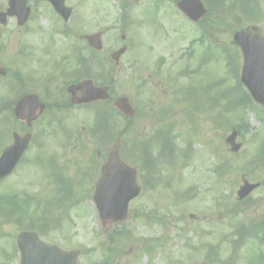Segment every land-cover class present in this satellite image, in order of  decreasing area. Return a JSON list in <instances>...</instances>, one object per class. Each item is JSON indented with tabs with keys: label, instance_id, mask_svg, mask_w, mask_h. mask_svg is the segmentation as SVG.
<instances>
[{
	"label": "rangeland",
	"instance_id": "374dc122",
	"mask_svg": "<svg viewBox=\"0 0 264 264\" xmlns=\"http://www.w3.org/2000/svg\"><path fill=\"white\" fill-rule=\"evenodd\" d=\"M157 1V6H153L152 3ZM6 4L7 0H0V10ZM28 5L31 17L26 26L18 27L15 18L0 26V64L7 69L9 76L16 71L21 75L34 72L40 75L49 70L57 71L52 62L65 56L64 68L72 73L76 63L71 45L81 46V57L87 67L84 75L110 86L114 110L111 117L112 141L101 149V160L105 159L116 136L121 140V157L135 166L136 140L146 144L165 128L166 123L170 125V122L177 121L175 115H188V112H182L181 107L177 110L172 85L166 80L186 65L189 69L195 66L193 60L182 54L191 50V41L199 31L184 21L175 3L167 0H65V5L73 9L67 23L55 15L45 0H28ZM256 8L258 10L253 12L257 16L254 18L245 16L248 12L240 10L233 13L214 8L209 10L202 21L209 32L204 43L228 45L227 49L235 52L230 42L232 35L246 25H255L264 36V0H258ZM124 14L127 20L122 22ZM63 26L71 28L70 35L62 36ZM97 31H103L101 51L90 49L83 38ZM122 45H126V53L115 64L110 54ZM19 49L24 56L18 58L16 52ZM200 50L201 47H196V61ZM41 63L45 65L41 67ZM222 71V62L212 60L200 68L196 78L194 75L192 82L200 83L202 89H211V92L207 89L205 99H197L196 106L200 112L194 114V128L190 130V125L184 120L175 128L170 137L178 152L173 155L170 166L158 164L162 183L155 189L142 187L139 196L129 204L127 219L121 223L104 227L99 223L96 210L89 202L95 182L77 192L78 198L86 199L87 203L67 211L68 219L61 217L56 210L62 207H54L50 202L45 204L51 195L47 191L40 192L39 199L33 196L31 202L28 198L22 199L37 189V186H31L35 180L37 184L36 177L41 173L35 168L27 170L32 173L15 174L0 184V193L14 195L24 207H29L25 212L27 216L31 214L28 220H33V225L51 226V217L58 219V227L48 228L44 238L63 249L78 251L80 264H259L264 261L260 260V253L264 250L262 246L256 248L258 239L244 240L238 248L233 243L236 229L243 223L264 221V162L258 168L250 163L256 155L260 137L264 136V124L260 122L264 113L257 109L244 112L248 129L239 137L242 142L240 151L231 153L225 138L233 126L229 125L233 123L230 120L236 116L231 114L240 106L234 103L238 95L230 94L227 79L233 75H222ZM147 73L154 76L148 78ZM141 81H146L145 87L139 83ZM2 82L0 101L9 102L15 97L14 90ZM181 83L186 85L183 79ZM140 88L143 93H140ZM119 97L131 98L135 104L136 115L130 123L113 106V101ZM93 119L92 113L86 112L69 122L72 133L79 130L86 142L89 141L90 152L85 154L80 143L70 142L64 160L66 164L73 163L68 168L70 175L77 172L80 167L77 164L84 162L88 167L89 160L95 158L97 147L90 136ZM188 138L192 144L191 154L184 161L187 156L185 140ZM46 149L58 150L53 143ZM96 173L95 168L94 177ZM243 178L259 182L260 187L244 201L238 202L236 191ZM65 192L66 189L56 191V195L61 197ZM22 215L17 211L12 221L0 227V264H18L15 237L27 224L25 221L24 225L18 224L17 218Z\"/></svg>",
	"mask_w": 264,
	"mask_h": 264
},
{
	"label": "flooded vegetation",
	"instance_id": "af4514ba",
	"mask_svg": "<svg viewBox=\"0 0 264 264\" xmlns=\"http://www.w3.org/2000/svg\"><path fill=\"white\" fill-rule=\"evenodd\" d=\"M257 1L258 0L250 1V5L255 6ZM224 9L232 10L231 8ZM236 53V61L234 60L233 64L225 61V63H223L222 71V75H233L231 81L234 88L230 89V94L238 95L234 103L238 106L245 107L251 105L260 113H264V105L252 101L248 92L239 83V75L241 74L242 66V55L239 48H236ZM209 63V61H206L203 65H208ZM203 65L201 67H203ZM200 68L198 70H200ZM195 69L196 67L190 68L186 71L180 70L179 72H175L173 75L168 76V79L166 80V83L172 85L171 92H174V97L178 104L177 110L181 107L182 97H184L186 93H182V88L188 91L191 87V84H189L188 87H182V79L186 82L193 80L194 75H199L198 70ZM47 72L48 73H40V75H37L39 72H34L32 75H13L11 81L14 86L13 90L15 97L9 102H7V100L0 101V153L12 144L13 134L26 136L28 137L29 142L21 159L16 165L14 172L19 171L20 173L28 174L30 171L27 170H31L32 168L41 171L42 178L40 176L36 177L37 184L36 180L34 184H31V186H37L36 190L39 191L56 192L65 191V189L66 191L68 189L79 190L82 186H87L91 182L89 179L91 177L90 171H93L96 168V170H99L100 173V168L106 159L101 160L100 156L102 152L97 149L96 155L94 156L95 158L90 159L89 163H87L88 167L84 166V162L77 164L80 167L77 168V172H73L71 174L72 176H75L78 173H83L80 176L81 179L69 182L68 176L70 173L68 174V168L70 169V166L73 165V163L66 164L64 160L66 159L65 154L68 151L70 142L80 143L84 148L85 154H90V152L88 148L89 142H86V138L84 136H79L75 133L71 136L67 135L69 132L68 126H70V121H73L75 117L83 114L85 110L90 109L95 103L88 105L76 104L75 99L81 95V91H70V89L72 90V87L84 79V75H80L78 73L76 75H72L71 72H62L58 70H49ZM152 76L154 75L147 73L148 78ZM139 83L143 87L146 85V81H141ZM152 87L155 88V85L152 84ZM27 95L36 96L39 102L43 105L41 113L39 112L37 105H35L31 119L34 117L37 118L32 122H29L26 119L17 118L14 115L15 106L24 96ZM185 111L190 113L188 108H186ZM259 115L260 114H258V116ZM261 120L264 121V117H261ZM75 124L77 125L76 122ZM49 131L54 133V135H48ZM237 138H239V133ZM51 143H53L58 150H47L46 148H49ZM91 167L94 169H91ZM60 201L61 203L68 202L64 199H61ZM83 202L85 201H74V205L81 204Z\"/></svg>",
	"mask_w": 264,
	"mask_h": 264
},
{
	"label": "water",
	"instance_id": "95a60500",
	"mask_svg": "<svg viewBox=\"0 0 264 264\" xmlns=\"http://www.w3.org/2000/svg\"><path fill=\"white\" fill-rule=\"evenodd\" d=\"M25 0H9L8 15H17L19 23L27 16L28 9L25 7ZM57 11L67 16L69 9L63 7V0H55L54 3ZM178 7L193 20H198L204 13V8L199 0H182ZM5 15L0 16V22H5ZM89 45L95 49H101L100 33L86 36ZM234 41L241 46L244 54V69L242 81L249 88L255 99L264 103V91L259 94L260 88L257 84L258 76L249 75L248 73L260 72L264 65V39L259 36L248 34L240 31L234 35ZM122 50L114 53L113 57H117ZM112 57V55H111ZM0 74H4V70L0 68ZM247 74V75H245ZM83 95L80 101H91L97 99H106V88H95L90 81H84L82 84ZM24 104L25 101L23 100ZM116 108L121 111L126 117L133 115V110L130 107L126 98H120L115 103ZM234 134L229 136L227 142L231 144V150L236 151L239 148L238 144H233ZM119 141L112 148V153L109 156L108 162L102 169V178L97 186L94 199L97 200V208L100 212V217L103 220L118 221L126 217L128 202L138 194V187L134 184L135 171L128 167L118 156ZM8 156H5L3 164L0 162V176L7 174L8 170L14 163V159L5 161ZM112 169V190L110 186V174ZM255 188V185L244 182L243 186L238 191V197L242 199ZM113 200L112 205L109 201ZM34 235L21 233L18 236V245L21 249V264H74L76 253H63L62 256L54 255V252L46 250L40 246ZM55 248V247H53ZM57 253H60L55 248ZM49 253L53 255H49Z\"/></svg>",
	"mask_w": 264,
	"mask_h": 264
}]
</instances>
